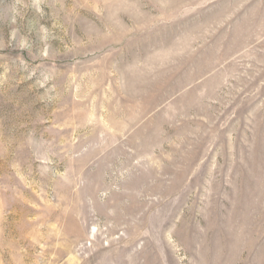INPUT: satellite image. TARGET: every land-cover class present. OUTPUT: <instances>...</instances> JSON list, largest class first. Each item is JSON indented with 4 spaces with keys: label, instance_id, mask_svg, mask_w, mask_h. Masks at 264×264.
<instances>
[{
    "label": "rangeland",
    "instance_id": "374dc122",
    "mask_svg": "<svg viewBox=\"0 0 264 264\" xmlns=\"http://www.w3.org/2000/svg\"><path fill=\"white\" fill-rule=\"evenodd\" d=\"M0 264H264V0H0Z\"/></svg>",
    "mask_w": 264,
    "mask_h": 264
}]
</instances>
